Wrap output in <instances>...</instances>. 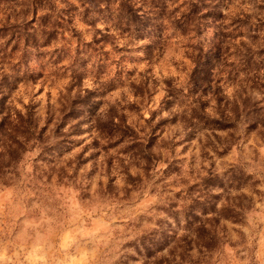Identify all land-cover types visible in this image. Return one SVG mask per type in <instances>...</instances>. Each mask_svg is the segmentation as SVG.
Segmentation results:
<instances>
[{
  "label": "clouds",
  "instance_id": "obj_1",
  "mask_svg": "<svg viewBox=\"0 0 264 264\" xmlns=\"http://www.w3.org/2000/svg\"><path fill=\"white\" fill-rule=\"evenodd\" d=\"M20 8L0 3L19 25L0 36V264H264V0Z\"/></svg>",
  "mask_w": 264,
  "mask_h": 264
},
{
  "label": "rangeland",
  "instance_id": "obj_2",
  "mask_svg": "<svg viewBox=\"0 0 264 264\" xmlns=\"http://www.w3.org/2000/svg\"><path fill=\"white\" fill-rule=\"evenodd\" d=\"M22 0H16L13 4L11 3L10 5L15 6V12L14 14L16 16L20 15V12L22 11L20 8V4H21ZM74 7V6H73ZM27 15H29V10ZM26 15V16H27ZM32 15V19L31 20H26V23H30L29 26H27L25 29H30V31L27 32L28 35V40L31 41L32 43L39 45L40 41L38 39V29H37V21L36 19H39V14L38 12H36V14L33 15V13L31 12ZM207 17H214L215 19H221L222 16L215 12V11H209L208 13H206ZM36 16V19H35ZM205 17V19L207 18ZM44 22L47 24L52 23L51 18L47 17L46 19H44ZM213 23H215V20H213ZM0 36L3 35H7L10 31L13 32V39L16 38L15 36V31L19 30V25L16 24H12L11 23V17L9 16V18L5 21H0ZM211 26V25H209ZM62 27V25H61ZM217 29H219V25H216ZM57 37V33L52 32V34L50 35V37L48 39L45 40V45L49 44L51 42L52 39H55ZM228 37V33L222 32V31H217L215 33V36L213 37L214 40V45L216 47L217 50L220 49V45H222L226 39ZM19 48V45H17L13 51H16ZM41 55H43V53H41ZM202 59V58H201ZM43 75V73H41V76ZM9 85V78L7 76L4 77V79L2 81H0V86H8ZM14 90V89H13ZM84 103H87V101L85 100ZM77 113H72V115H76ZM58 135H63L62 132H60L59 129H57V133ZM66 146H70V145H78L79 143H83V141H75L72 140L70 137H66ZM155 142V141H153ZM97 146L99 147V144L97 142Z\"/></svg>",
  "mask_w": 264,
  "mask_h": 264
},
{
  "label": "trees",
  "instance_id": "obj_3",
  "mask_svg": "<svg viewBox=\"0 0 264 264\" xmlns=\"http://www.w3.org/2000/svg\"><path fill=\"white\" fill-rule=\"evenodd\" d=\"M16 0H0V3H5L7 2L8 4H13ZM22 11L20 12V15H24L26 16L27 13H28V9L27 8H24V9H21ZM33 15L36 14V11H32ZM19 15V16H20ZM205 17H207V15L205 14ZM47 17H43V18H39L41 20V22L43 23V25L45 26V35H48L50 37V35L52 34H48L47 31H46V28H47V23L44 22V19H46ZM35 19H36V16H35ZM190 19H194L193 17H190ZM37 21V19H36ZM30 23H26V20H25V24H24V27L26 28L27 26H29ZM19 27V26H18ZM28 37V35H27ZM6 106V103L4 100H0V110H2L4 107ZM51 123V122H50ZM0 127H2V125H0ZM43 131H47L46 129L43 130Z\"/></svg>",
  "mask_w": 264,
  "mask_h": 264
}]
</instances>
